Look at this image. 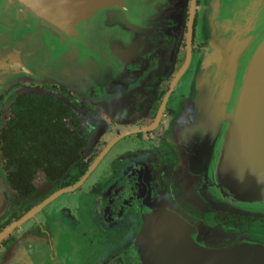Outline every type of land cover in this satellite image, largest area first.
Masks as SVG:
<instances>
[{
	"label": "water",
	"instance_id": "1",
	"mask_svg": "<svg viewBox=\"0 0 264 264\" xmlns=\"http://www.w3.org/2000/svg\"><path fill=\"white\" fill-rule=\"evenodd\" d=\"M182 3L0 0V91L17 77L51 79L84 98L123 91L157 62L148 36L173 35ZM199 9L208 43L174 136L182 196L149 202L150 182L127 170L121 206L138 222L119 247L133 264H264V241L206 218L264 217V0H202ZM65 244H21L2 264H81Z\"/></svg>",
	"mask_w": 264,
	"mask_h": 264
},
{
	"label": "flooded vegetation",
	"instance_id": "2",
	"mask_svg": "<svg viewBox=\"0 0 264 264\" xmlns=\"http://www.w3.org/2000/svg\"><path fill=\"white\" fill-rule=\"evenodd\" d=\"M201 2L183 0L173 35L148 36L160 56L123 91L84 98L63 83L22 77L1 89L0 264L21 244L41 241L53 251L65 236L95 264H104L106 252L111 264L123 262L122 254L134 263L119 247L138 222L137 215L127 221V202L121 206L127 170L134 165L150 182L149 202L182 196L174 136L194 59L208 43ZM206 218L264 241V217L209 211Z\"/></svg>",
	"mask_w": 264,
	"mask_h": 264
},
{
	"label": "rangeland",
	"instance_id": "3",
	"mask_svg": "<svg viewBox=\"0 0 264 264\" xmlns=\"http://www.w3.org/2000/svg\"><path fill=\"white\" fill-rule=\"evenodd\" d=\"M200 16H201V13H200ZM204 22H205V19H204ZM204 22H203V26H201L200 27V29H201V31H202V33H203V35L205 36V38H206V35H205V27H204ZM202 51H200L197 55H196V57H195V59H194V62H193V69H192V72H191V77H190V80H189V84L190 83H192V82H194V81H192L191 79H192V76H194L195 74H196V72L198 71V68H199V64H200V62H201V57H202V54L203 53H201ZM201 53V54H200ZM77 94V93H76ZM212 211H215V210H212ZM209 212V211H208ZM206 214H207V212H206ZM67 240H68V245H70L71 246V242H72V240H69V238H66V236H65V238L62 240V242H66V244H67ZM65 244V245H66ZM66 247H67V245H66ZM74 255H75V257L76 258H78V260L81 262V264H85V261H87V262H90V263H92L93 264V260H91V258L90 259H84L81 255H78L76 252L74 253ZM90 260V261H89ZM96 262H94V264H95Z\"/></svg>",
	"mask_w": 264,
	"mask_h": 264
}]
</instances>
